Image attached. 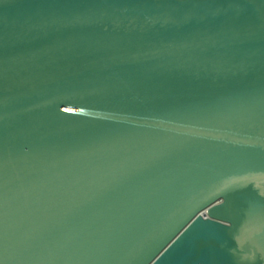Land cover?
Returning a JSON list of instances; mask_svg holds the SVG:
<instances>
[{
  "label": "water",
  "instance_id": "water-1",
  "mask_svg": "<svg viewBox=\"0 0 264 264\" xmlns=\"http://www.w3.org/2000/svg\"><path fill=\"white\" fill-rule=\"evenodd\" d=\"M0 264H264V0H0Z\"/></svg>",
  "mask_w": 264,
  "mask_h": 264
}]
</instances>
